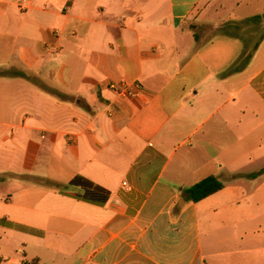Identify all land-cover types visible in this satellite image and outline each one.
I'll list each match as a JSON object with an SVG mask.
<instances>
[{
  "label": "crops",
  "instance_id": "crops-1",
  "mask_svg": "<svg viewBox=\"0 0 264 264\" xmlns=\"http://www.w3.org/2000/svg\"><path fill=\"white\" fill-rule=\"evenodd\" d=\"M0 70V264H264V0H0Z\"/></svg>",
  "mask_w": 264,
  "mask_h": 264
},
{
  "label": "trees",
  "instance_id": "trees-1",
  "mask_svg": "<svg viewBox=\"0 0 264 264\" xmlns=\"http://www.w3.org/2000/svg\"><path fill=\"white\" fill-rule=\"evenodd\" d=\"M249 57H246L247 60ZM0 76H4L2 70H0ZM223 187V183L217 177L210 176L185 189L184 200L190 203H197L220 191Z\"/></svg>",
  "mask_w": 264,
  "mask_h": 264
},
{
  "label": "rangeland",
  "instance_id": "rangeland-1",
  "mask_svg": "<svg viewBox=\"0 0 264 264\" xmlns=\"http://www.w3.org/2000/svg\"><path fill=\"white\" fill-rule=\"evenodd\" d=\"M200 26H198L196 29H197V32L198 33H201V31H205V32H207L209 29L211 30V28H210V26H203L202 28H199ZM209 30V31H210ZM214 31L212 30V32L211 33H213ZM250 29L249 28H247L246 30H245V33L243 34V31L241 30V34H242V36H244V38H247V40L248 39H250ZM72 59H70V61H71ZM72 71V70H71ZM255 168L256 167H246L245 169H244V172H253L254 170H255ZM6 190V188L4 187V186H1L0 185V192L1 193H4V192H6L5 191ZM16 245H15V240H14V238H12V239H9V241H7L6 242V244H5V246L3 247V250L5 251V254H7L6 256V258H8L7 260V262H8V264H20V260L22 259V254L20 253V252H14V247H15ZM7 262L6 263H2V264H7Z\"/></svg>",
  "mask_w": 264,
  "mask_h": 264
},
{
  "label": "built area",
  "instance_id": "built-area-1",
  "mask_svg": "<svg viewBox=\"0 0 264 264\" xmlns=\"http://www.w3.org/2000/svg\"><path fill=\"white\" fill-rule=\"evenodd\" d=\"M26 0H18V5L23 6ZM136 88L139 90L140 86L136 85ZM109 89L112 90L116 95L121 97L134 96L131 91L124 85L111 84Z\"/></svg>",
  "mask_w": 264,
  "mask_h": 264
}]
</instances>
